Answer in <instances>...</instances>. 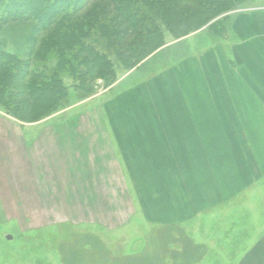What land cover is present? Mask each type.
Returning a JSON list of instances; mask_svg holds the SVG:
<instances>
[{
	"label": "rangeland",
	"instance_id": "obj_1",
	"mask_svg": "<svg viewBox=\"0 0 264 264\" xmlns=\"http://www.w3.org/2000/svg\"><path fill=\"white\" fill-rule=\"evenodd\" d=\"M235 10L204 26L211 42L203 38L200 42L207 45L225 37L229 14ZM22 29L26 28L7 25L0 33V49L21 53L17 40L22 39L18 38ZM163 32V46L131 70L119 65L103 39L88 40L114 63L115 83L105 87L102 80H95L93 95L81 99L71 77L63 73L69 93L55 114L22 122L0 110V264H243L245 258L246 264H264V250L254 251L264 236V207H260L264 195L255 202L257 215L251 222L237 215L215 216L202 230L203 236L213 233L214 240L208 238V245L197 247L178 228L145 222L142 210L130 205L128 194L134 192H126L115 161L99 157L97 142L105 141L107 133L113 136L107 122L115 107L107 104L127 92L125 88L159 78L190 52L187 42H178L188 35L174 39ZM55 63L51 55L45 65L51 68ZM139 66L130 82L115 88ZM102 121L107 128L100 126ZM124 180L132 190L127 174Z\"/></svg>",
	"mask_w": 264,
	"mask_h": 264
},
{
	"label": "crops",
	"instance_id": "obj_2",
	"mask_svg": "<svg viewBox=\"0 0 264 264\" xmlns=\"http://www.w3.org/2000/svg\"><path fill=\"white\" fill-rule=\"evenodd\" d=\"M229 15L225 37L205 45L202 29L182 38L190 52L178 65L109 102L113 136L92 146L101 159L115 161L126 192H134L130 205L145 222L178 228L197 247L214 240L202 230L215 216L251 222L264 195V0ZM260 238L254 251L264 250Z\"/></svg>",
	"mask_w": 264,
	"mask_h": 264
},
{
	"label": "trees",
	"instance_id": "obj_3",
	"mask_svg": "<svg viewBox=\"0 0 264 264\" xmlns=\"http://www.w3.org/2000/svg\"><path fill=\"white\" fill-rule=\"evenodd\" d=\"M246 1L0 0V33L11 24L26 28L18 33L21 53L0 49V110L22 122L59 112L69 93L63 73L81 99L93 95L95 80L105 87L115 83L112 60L87 43L94 36L109 44L122 68L131 70L163 46V31L179 39ZM51 55L56 63L48 68Z\"/></svg>",
	"mask_w": 264,
	"mask_h": 264
}]
</instances>
